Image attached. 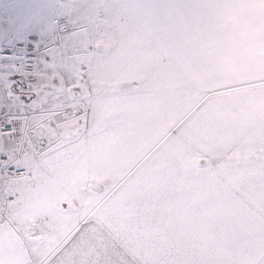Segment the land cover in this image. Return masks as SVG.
Instances as JSON below:
<instances>
[{"label":"snow or ice","instance_id":"1","mask_svg":"<svg viewBox=\"0 0 264 264\" xmlns=\"http://www.w3.org/2000/svg\"><path fill=\"white\" fill-rule=\"evenodd\" d=\"M0 264H264V0H0Z\"/></svg>","mask_w":264,"mask_h":264}]
</instances>
